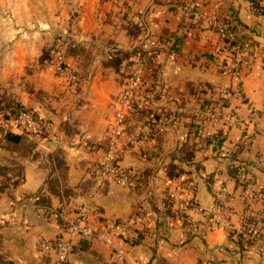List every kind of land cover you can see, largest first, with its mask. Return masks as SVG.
Segmentation results:
<instances>
[{
	"label": "crops",
	"instance_id": "0c3cea01",
	"mask_svg": "<svg viewBox=\"0 0 264 264\" xmlns=\"http://www.w3.org/2000/svg\"><path fill=\"white\" fill-rule=\"evenodd\" d=\"M70 2L79 4L81 15L72 35L92 57L84 76L75 74L85 71L80 55L65 58L68 73L52 64V80L43 86L48 93L30 94L27 105L52 119L47 136H34L35 145L9 146L0 130V164L22 175L0 193V264H55L54 253L38 240L60 234L58 207L84 201L94 210L95 235L77 241L71 264H264V225L257 224L264 207V14L251 0H61ZM73 12L65 9V15ZM222 21L231 23L230 36L240 43L236 74L222 51ZM174 32L185 35L178 52L170 49ZM115 50L124 53L122 68L129 60L128 67L144 63L146 85L136 102L157 113L132 107L120 133L114 124L120 72L110 62ZM230 86L237 94L228 105H217L220 89ZM215 107L223 117L208 118L202 131L188 124ZM250 107L257 111L255 121L229 120L232 112L249 120ZM246 132L250 139L243 144ZM185 140L189 151L182 149ZM111 148L120 163L144 171L139 186L96 184L93 167ZM235 163L249 171L257 194L251 199L238 196L240 185L230 173ZM51 178L57 181L52 186ZM189 179L204 206L214 204L221 189L238 196L224 223L213 224L210 215L191 209L185 219L181 207L190 195ZM39 195L49 203L38 201ZM137 211L145 231L136 242L113 238L119 254L105 240L104 224Z\"/></svg>",
	"mask_w": 264,
	"mask_h": 264
},
{
	"label": "built area",
	"instance_id": "2783aa9c",
	"mask_svg": "<svg viewBox=\"0 0 264 264\" xmlns=\"http://www.w3.org/2000/svg\"><path fill=\"white\" fill-rule=\"evenodd\" d=\"M264 3V0H263ZM193 19L198 20L200 15L198 12L191 11ZM220 35L225 39V46L222 51H226L229 58H232V66L230 69L233 73H238L239 63L237 56L240 53V43L230 45L227 38L232 39L226 27H220ZM58 68L61 73H68V68L62 65L63 59L58 56ZM145 65L143 62L137 63L135 66L127 68L126 75L121 84L119 96L116 99L115 111V128L120 133L124 129L127 116L133 103L137 101L138 95L143 91L146 85ZM238 90L231 88L224 90L223 94L228 98H233ZM210 119L217 121L223 117V112L219 107L209 109ZM257 119L256 109L250 107L249 120L242 118L237 112H232L230 121L232 123H248ZM1 124L4 130L14 132H28L31 136L38 138L45 137L52 131V119L45 117L34 108L24 109L16 115H12L7 111L6 115L1 117ZM247 138L250 135L244 134ZM138 139L134 138L133 142ZM93 177L97 185H106L110 182H116L122 186L135 188L141 184L144 179L142 170L139 167L124 165L117 160L113 149H109L104 157L98 161L93 167ZM187 188L190 195L183 201L181 212L188 217L189 209L198 213H207L210 215L213 224L224 223L227 220L225 212L232 211V203L239 196L242 199H251L254 197V183L250 178L244 177V183L240 185V194L229 192L221 189L216 192V200L210 206L202 205L195 197L196 183L194 179L187 181ZM2 190L0 189V193ZM93 208L88 201L71 202L57 208L56 213L61 223L62 230L60 234L54 238L41 237L38 240V246L55 256V264H71L70 254L73 251L77 241L84 238H91L95 235V229L91 222ZM188 213H187V212ZM190 218V217H189ZM144 215L141 211L135 212L129 219L119 220L112 219L104 224L107 243L115 248L120 254V249L113 243V238L119 237L124 240H132L138 235L139 230L144 227ZM257 224L264 225V207L262 218L257 220ZM256 224V225H257ZM11 264H23L19 260L12 261Z\"/></svg>",
	"mask_w": 264,
	"mask_h": 264
},
{
	"label": "rangeland",
	"instance_id": "374dc122",
	"mask_svg": "<svg viewBox=\"0 0 264 264\" xmlns=\"http://www.w3.org/2000/svg\"><path fill=\"white\" fill-rule=\"evenodd\" d=\"M65 9L74 12L65 15ZM78 9L77 2L68 5L61 0H0V98L11 93L27 105L30 94L46 95L43 86L52 80V64L61 72L56 47L79 41L72 35L80 27ZM6 113L5 103L0 102V130ZM24 138V145L36 144L34 136Z\"/></svg>",
	"mask_w": 264,
	"mask_h": 264
},
{
	"label": "trees",
	"instance_id": "16d2710c",
	"mask_svg": "<svg viewBox=\"0 0 264 264\" xmlns=\"http://www.w3.org/2000/svg\"><path fill=\"white\" fill-rule=\"evenodd\" d=\"M252 1V6L254 8V10L257 12V13H260V14H264V3H263V0H251ZM220 27H226V29L228 30V33H230V29L232 27L231 23L227 22V21H222L221 23L218 22V29H220ZM185 26L182 25L181 26V29H184L185 30ZM172 36L174 37V43L170 46V49L173 51V52H178L180 51L181 47L183 46L184 44V41H185V35L182 34V33H178V32H174L172 33ZM226 41H230V45H233L235 43H239L236 39H229L227 38ZM114 54H112L111 58H110V62L112 61L115 66H116V69L118 72H120V84H122L123 80H124V76L126 75V71H127V68H128V65L130 63H132L133 61L129 60L127 63H126V66L125 67H121L120 66V63L121 61L123 60V51L122 50H115L113 51ZM57 56H61L62 59H63V62H65V58L68 56V55H74V56H77V55H80L82 56L81 58V65L83 67V69L85 70L83 73H79L77 70L75 71V74L78 76H84L86 75V66L88 64V61L89 59L92 57V51L83 43H80V42H75V41H71L70 42V46H66V47H63V45L59 44L56 49H55V53L54 54H57ZM65 66H67V64H65ZM232 87H224V88H221L220 91H221V94L220 96L215 100V102L217 103V105L219 106H226L229 104L230 102V98L226 97L224 94H223V91L225 90H229L231 89ZM0 102H3L5 103V107L7 109V111H9L12 115H16L18 114L20 111L24 110V109H31L33 107L29 106V105H26L24 104L22 101H18V100H15L13 99L11 93L10 95H7V93H4L1 98H0ZM134 108V112H138V113H151L152 115L155 116L156 111L152 110V109H148L147 110V107H144V106H139L137 102H134L133 103V106ZM157 116V115H156ZM130 116L127 117L126 120H129ZM208 118H210L209 114L208 115H204V116H201L199 118V121H189L188 124L189 125H192V126H195V129L198 130V132L202 131V128H203V125H204V121H206ZM5 132V138H6V142L8 143L9 146L11 145H18L20 143L23 142V140L25 139V135L27 136H30V134L28 132H14V131H10V130H3ZM47 136V135H46ZM249 138H247L245 135H244V143L243 144H246L245 142H247V140H249ZM187 140L184 141L183 145H182V149H185L188 151L190 150V145L187 144ZM243 144H241L240 148H242ZM186 145V146H185ZM189 153V152H188ZM56 156H58L56 154ZM58 158V157H57ZM59 159V158H58ZM58 162L60 163V167H59V170L63 173H65V169H66V165L63 164L64 161H62L61 159L58 160ZM141 169V168H140ZM14 170H16V168H13V166L7 164V163H1L0 164V189L1 190H4L7 186H9L10 183H18L21 181L22 179V175L19 172H15ZM142 170V169H141ZM143 172V175H144V171L142 170ZM248 169L245 168V163H235L231 166L230 168V173L236 178V181H237V184L238 186L243 184L244 183V177L245 178H250L249 175H248ZM18 173V178H14L15 175H17ZM145 176V175H144ZM63 180H65V175L62 177ZM57 181L53 180L52 178L48 181V184H50L52 186V184H55ZM254 196H256V192L253 193ZM38 201H41L43 203H49V198L45 197V196H41L39 195L38 197ZM252 218L254 219V215L252 216ZM185 219H186V216H185ZM145 228H142L139 230V233L137 236H135L133 239H132V242H136L138 241L141 236L143 235L144 231H145ZM4 264H11V261H5Z\"/></svg>",
	"mask_w": 264,
	"mask_h": 264
}]
</instances>
